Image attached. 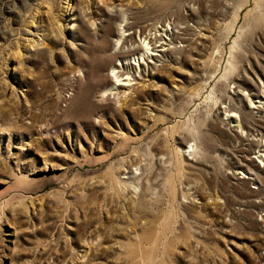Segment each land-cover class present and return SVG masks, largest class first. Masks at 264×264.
I'll list each match as a JSON object with an SVG mask.
<instances>
[{"label": "rangeland", "instance_id": "1", "mask_svg": "<svg viewBox=\"0 0 264 264\" xmlns=\"http://www.w3.org/2000/svg\"><path fill=\"white\" fill-rule=\"evenodd\" d=\"M0 264H264V0H0Z\"/></svg>", "mask_w": 264, "mask_h": 264}, {"label": "bare ground", "instance_id": "2", "mask_svg": "<svg viewBox=\"0 0 264 264\" xmlns=\"http://www.w3.org/2000/svg\"><path fill=\"white\" fill-rule=\"evenodd\" d=\"M173 27H174V25L172 26V28ZM153 31H154V34L153 35L149 33L148 35L142 36L143 39L140 38V40L141 39L142 40L140 41L141 43H139V44L138 43L136 44V41H135V42H133L129 46L126 45L127 48L126 47L124 48V45H125L126 42L123 41L122 46H123V51L124 52H122L121 50H119V52H116L117 56H119V57L120 56H126L128 54H133V53H137V55L136 56H133V61L134 62H130V63L128 62V59H126L124 57L125 58L124 59L125 62L124 63L121 62L118 67H115V69H113V76L112 77L115 80V84L114 83L111 84V86H110L111 88H106L104 90L103 95H100L101 101H105L106 102V101H110V100H112V99L115 98V102H116L117 99H118L116 97L117 96V93H118V91H116L117 87L118 86H126V84L128 83V81L130 80L129 79L130 77L129 78L127 77L125 79H122L120 77L121 74L118 73L120 69H122L123 67L128 68L131 65L138 66L139 67V65L141 63L143 64V62H147V63H150V64H154L156 62V61H154V62H152V61L148 62V60H150V59L154 60V59H156V56H159L160 55V54L157 53L158 51L156 49H154V48H156V45L158 44L159 39H162V38H160L161 35H157L158 34V30L156 29V27L153 28ZM123 36H124V34H122L121 36L120 35L118 36V38L116 40V42H118V44L121 43V41L123 39ZM160 46H162V45H160ZM163 50H164V48H163ZM160 51H162V50H160ZM115 70H117V72ZM127 75L128 74H126V76ZM124 93L125 92H123V95H124ZM104 94H106V96ZM249 101H250L251 104H253V102H251L252 100H249ZM258 103L261 104L262 102H258ZM258 107L259 106L252 105L251 108H258ZM233 116H234V114L230 115V117H233Z\"/></svg>", "mask_w": 264, "mask_h": 264}]
</instances>
